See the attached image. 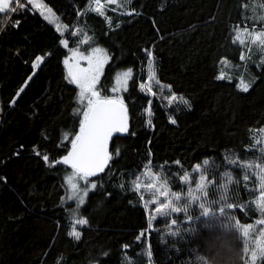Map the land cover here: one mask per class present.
Instances as JSON below:
<instances>
[{
    "label": "trees",
    "instance_id": "1",
    "mask_svg": "<svg viewBox=\"0 0 264 264\" xmlns=\"http://www.w3.org/2000/svg\"><path fill=\"white\" fill-rule=\"evenodd\" d=\"M42 1L68 26L66 33L34 6L17 9V24H6L13 12L0 13V264H146L145 245L149 264H199L200 256L244 264L243 240L230 238L226 227L209 232L198 213L191 221L167 217L151 225L127 179L148 161L179 162L184 170L198 164L214 179L213 211L224 203L225 173L232 178L227 203L250 205L256 167L243 165L258 164L253 133L264 129V51L255 46L250 58L242 30H264V0H104L122 12L113 26L89 8L91 0ZM79 42L109 52L103 94L110 95L118 72H132L121 95L128 131L114 137L110 162L92 175L97 187L83 205L67 200L63 177L70 166L59 160L84 119L80 89L65 65ZM147 53L158 61L159 80L189 101L175 123L158 98L139 88ZM246 68L251 86L244 91L239 71ZM150 100L148 125L142 109ZM227 212L240 225L257 216L253 208ZM220 220L227 225L225 217ZM226 237L227 249L217 247Z\"/></svg>",
    "mask_w": 264,
    "mask_h": 264
},
{
    "label": "rangeland",
    "instance_id": "2",
    "mask_svg": "<svg viewBox=\"0 0 264 264\" xmlns=\"http://www.w3.org/2000/svg\"><path fill=\"white\" fill-rule=\"evenodd\" d=\"M22 3L25 1L21 0ZM25 6H34L37 9L40 10V12L47 18L50 22H52L55 27L61 31L62 33H66L68 31V26L64 24L57 14L42 0H31V2H25ZM17 9L19 7L15 5ZM89 8L98 12V13H103L109 23L110 26H113L115 24V19L117 15H121L122 12L115 10L114 8H111L108 6L106 3H104V0H99V4H97V0H91L89 4ZM99 8V10H95ZM109 11H114V15H110ZM12 13L8 16V19L11 17ZM7 19V21H8ZM6 21V22H7ZM247 30V31H245ZM256 33V32H264L263 28L257 29L256 27H246L243 28L242 30V36L243 39L249 43L250 48H249V56L250 58H253L252 52L254 50V47L256 46L260 51L262 50V47L259 46L256 43L251 42V38L249 37L248 33ZM78 47L74 49L71 53V56L66 59L65 65L66 69L69 75V78L73 81V76L70 75V70L71 72L79 76L81 75V70H91V72L95 73L97 75V80L95 82V91H97L100 94V98H110V99H116L119 101H123V91L127 90L129 86V81L132 76L129 77H123V73L129 72V70H123L120 71L116 74L115 76V83L111 89L110 95H105L103 94L104 92H101V80L104 75L106 65L110 61V55L108 50L99 45H91L89 49H85L80 46V42L77 44ZM99 49L100 51H95ZM259 51V52H260ZM264 55V53H263ZM40 62L43 59L42 56H40ZM67 62V63H66ZM39 65V63H37ZM151 65V67H150ZM233 70V69H232ZM246 70L239 71V77H240V84L241 81L244 82L249 88L251 86V82H249V79L247 75L245 74L247 72ZM228 71H224L222 76H228L229 73ZM231 73V72H230ZM79 89H80V95H79V102L84 106V111H87V104H88V99L92 98L95 99L94 97H91V93H85L83 100L81 99V88L78 83H75ZM139 88L141 91H143L144 94L148 95L150 99L152 98H158L167 111L169 115V119L171 121H175V114L180 111L183 108H186L189 106V101L188 99L181 95L177 94L172 90L171 85L166 84L162 81L159 80L158 78V61L154 57L152 53H147L146 60L143 64V71L141 72L140 75V80H139ZM175 97L176 99H172V97ZM186 101V103H185ZM143 114L146 116V123L149 125L151 118H152V105H151V100L149 101V104L143 107L142 109ZM255 137V150L257 157H254V161H256L258 164L257 165H264V152H261L260 149L264 148V129H257L253 133ZM258 141H261L258 143ZM253 160V159H252ZM198 165V164H197ZM195 165L192 169L189 170H184L179 163H172V164H154L151 161H148L144 164L143 168L141 170H135L132 171L129 176H128V185L130 189L137 191L139 195L142 197L143 204L146 207L148 216L150 218V223L151 225H154L155 222L159 221L160 219L164 218H170V219H175L178 216L185 217L188 220V216H191L192 218L195 217V215L198 213L200 214L201 209L199 208L198 204H192L191 207L188 208L187 213L180 212V213H173L170 216H158L155 215V207L157 205L153 204L150 202L151 199H155V197H152L151 192H149L146 189V185L150 182L149 180V173L151 174H156V175H162L167 179V187L172 193H182L184 195L187 194L188 188H195V185L200 181V175L201 172H203V175L207 178L208 181H211L212 183L208 187L207 191V196H206V201L207 203L211 206L212 204V194H213V183L214 179H209L205 173H204V166H200V171H196ZM260 169L256 167V180L252 186H256V196H254L251 200V203L247 209L253 208L257 212L256 218L246 224H241L242 226H248V225H253V229L250 232V239L253 241L250 243L247 247L249 251L246 253V259L250 257L251 254V249L255 247V239L259 237L260 235V229L264 228V225L257 224L256 222L261 219V213L257 209L255 205V201H257L258 197L261 194V188H260ZM143 174V175H142ZM188 174L189 176V183H185L182 179V177ZM72 177L73 183L77 185L76 191H73L71 186L68 183V178ZM249 178L250 176L247 175ZM64 182L67 186L68 192H67V200L68 201H73L76 202L78 205H83L87 197L90 193L91 190L95 189L97 187V180L93 178L92 175L89 176H84L82 173L77 174L76 170L73 169L72 167H67L64 169ZM137 178H139V182L141 184V187L139 190L135 188V182L137 181ZM251 179V178H250ZM95 185L93 188L92 186ZM85 193H87L85 195ZM83 198V203H80V199ZM161 200H164V197H160ZM201 202H204L202 200ZM180 205L183 204V201L178 202ZM212 208V207H211ZM213 210V208H212ZM153 216H155V219H153ZM146 250H148V246L145 245L143 250H142V257L145 260L146 264H149V256L146 254ZM131 258H127L126 260L132 261ZM260 260H257V264H259Z\"/></svg>",
    "mask_w": 264,
    "mask_h": 264
},
{
    "label": "snow or ice",
    "instance_id": "3",
    "mask_svg": "<svg viewBox=\"0 0 264 264\" xmlns=\"http://www.w3.org/2000/svg\"><path fill=\"white\" fill-rule=\"evenodd\" d=\"M29 2H31V0H29ZM14 4L19 8L25 6L21 0H0V13H5L7 11L16 12L17 7L13 6ZM97 4H99V0H97ZM95 10H99V8ZM261 19H264V17H261ZM248 35L251 38L252 43L258 44L262 47V50H264V32H249ZM237 40L244 43L243 40H240V35H237ZM95 51L98 52L100 50L97 49ZM69 74L73 76V82L79 84L82 100L85 93H91V97H94L95 99H88L87 111L84 112V119L80 123V132L71 142L72 151L68 156L64 157L62 162L65 164L70 163L72 168L76 170L77 174L82 173L84 176L94 175L97 170H103V165L110 158L107 153L108 139L114 132L127 131L126 109L123 108L122 101L110 98H100V94L95 91L97 75L91 72V70H81V75L79 76L74 75L71 70ZM130 75V70L129 72L123 73V77L125 78ZM240 86L244 91H247L248 86L244 84L243 81H241ZM172 99L176 98L173 96ZM173 123H175V121H173ZM260 142L261 141H258V143ZM260 151L264 152V148H261ZM44 159L47 160L48 158L45 156ZM233 162L235 163V161ZM204 163L207 164L208 162L205 161ZM243 167H257L260 169L261 194L254 203L262 217L256 223L264 225V165H243ZM195 170L200 171V166L197 165ZM225 176L226 183L220 186L222 189L220 201H224V203L218 208V211H213L206 201L208 187L212 182L207 180L203 175V172H201L200 181L195 185V188H188L186 195L182 193H172L167 187V179L162 175L149 173L150 182L145 187L151 192L152 197H155V199L150 200L151 203L157 205L155 207V215L170 216L173 213H187L188 208L191 207L192 204H198L201 211L200 216L197 217V219H201V223L207 230H209V232L226 227L227 232L230 233V238L242 239L246 246L245 251L248 252L249 249L247 246L253 242L250 239V232L253 229V225L242 226L239 221L235 220L234 216L228 214V209L239 207L243 210L246 208V205L237 206L227 203L226 194L228 191V184L232 182V178L228 173H225ZM182 179L186 184L189 183L188 174H185ZM245 179H248V177L245 176ZM68 183L73 191H76L77 185L73 183L72 177L68 178ZM134 186L137 190L141 187L139 178H137ZM92 187L94 188L95 185ZM86 194L87 193H85V195ZM160 197H164V200H161ZM181 200L183 201L182 205L178 203ZM202 200H204V202H201ZM220 201H215L214 203L219 204ZM80 203H83V198L80 199ZM221 216L227 219V225H225L223 220H220ZM187 218L189 221L193 219L191 216H188ZM153 219H155V216H153ZM78 223L83 225L86 224L87 221L81 219ZM176 223V220H172L171 222L172 225H175ZM237 233H241V235L238 237ZM71 234L75 236L76 239L80 238V233L75 230ZM171 234L176 235L177 233L172 232ZM227 246L228 237L224 239L223 244L217 245V247L224 249H227ZM146 254L150 259V248L146 250ZM198 260L199 264H219V262L215 260V257L209 258L206 256H200L198 257ZM257 260H264V228L260 229V235L255 239V247L251 249L250 257L245 260L244 264H257Z\"/></svg>",
    "mask_w": 264,
    "mask_h": 264
},
{
    "label": "water",
    "instance_id": "4",
    "mask_svg": "<svg viewBox=\"0 0 264 264\" xmlns=\"http://www.w3.org/2000/svg\"><path fill=\"white\" fill-rule=\"evenodd\" d=\"M113 100H116V99H113ZM117 101H119V100H117ZM122 106H123V108L126 109V116H127V131H128V127H129V110H128L127 106H126L123 102H122ZM127 131H125V132H114V133L112 134V136L108 139V141H107V153H108L109 157H110V155H111V146H112V142H113L114 137H115L116 135H118V134H124V133H126ZM71 151H72V146H71V148L69 149V151H68L67 153H65V154L59 159L61 163H63L62 161H63L64 157L68 156V154H69ZM109 162H110V158H109V159L107 160V162L103 165V170H102V171L97 170V171L95 172L94 175L102 173V172L106 169V167L108 166ZM63 164H65V163H63ZM65 165L72 167L70 163H69V164H65Z\"/></svg>",
    "mask_w": 264,
    "mask_h": 264
},
{
    "label": "built area",
    "instance_id": "5",
    "mask_svg": "<svg viewBox=\"0 0 264 264\" xmlns=\"http://www.w3.org/2000/svg\"><path fill=\"white\" fill-rule=\"evenodd\" d=\"M14 13H15V12L12 13L11 17L8 19V21H7L6 24H8V23H13V22H14L15 24L18 23V20H14V19H13V14H14Z\"/></svg>",
    "mask_w": 264,
    "mask_h": 264
},
{
    "label": "crops",
    "instance_id": "6",
    "mask_svg": "<svg viewBox=\"0 0 264 264\" xmlns=\"http://www.w3.org/2000/svg\"><path fill=\"white\" fill-rule=\"evenodd\" d=\"M40 59H41V57L38 58V63H39Z\"/></svg>",
    "mask_w": 264,
    "mask_h": 264
}]
</instances>
